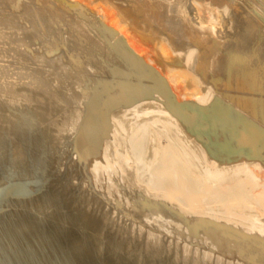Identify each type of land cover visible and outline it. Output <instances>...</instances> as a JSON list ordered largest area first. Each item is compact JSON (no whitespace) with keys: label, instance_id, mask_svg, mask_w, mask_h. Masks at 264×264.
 Masks as SVG:
<instances>
[{"label":"bare ground","instance_id":"obj_1","mask_svg":"<svg viewBox=\"0 0 264 264\" xmlns=\"http://www.w3.org/2000/svg\"><path fill=\"white\" fill-rule=\"evenodd\" d=\"M105 1L0 0V264H264V0Z\"/></svg>","mask_w":264,"mask_h":264},{"label":"rangeland","instance_id":"obj_2","mask_svg":"<svg viewBox=\"0 0 264 264\" xmlns=\"http://www.w3.org/2000/svg\"><path fill=\"white\" fill-rule=\"evenodd\" d=\"M100 1V3L103 5V7H104V9L107 11V12H110V13H112L113 11H114V9L113 8H110L109 7V5L106 3V1L105 0H99ZM261 13H260V15H263V11L264 10H262L261 9ZM114 14L116 13L115 11L113 12ZM116 21H121V18H119L118 16L116 17Z\"/></svg>","mask_w":264,"mask_h":264}]
</instances>
